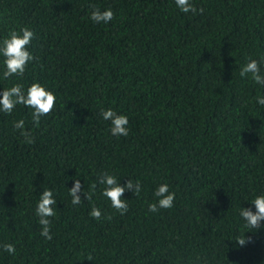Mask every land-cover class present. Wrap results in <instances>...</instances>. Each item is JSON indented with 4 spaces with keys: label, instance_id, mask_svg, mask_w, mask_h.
I'll use <instances>...</instances> for the list:
<instances>
[{
    "label": "trees",
    "instance_id": "obj_1",
    "mask_svg": "<svg viewBox=\"0 0 264 264\" xmlns=\"http://www.w3.org/2000/svg\"><path fill=\"white\" fill-rule=\"evenodd\" d=\"M192 2L195 14L174 0H0V39L30 28L35 57L0 91L39 82L56 97L39 126L22 104L0 113V245L16 249L0 248V264H264V221L247 229L238 215L264 192V88L239 75L264 57V0ZM92 6L112 20L93 23ZM107 108L128 117L127 136L111 135ZM102 172L141 182L123 214ZM74 179L91 194L79 205ZM161 183L174 206L153 213ZM43 188L57 200L50 240L35 215Z\"/></svg>",
    "mask_w": 264,
    "mask_h": 264
},
{
    "label": "clouds",
    "instance_id": "obj_2",
    "mask_svg": "<svg viewBox=\"0 0 264 264\" xmlns=\"http://www.w3.org/2000/svg\"><path fill=\"white\" fill-rule=\"evenodd\" d=\"M176 8L182 13H196L197 9L192 0H174ZM114 16L111 8L101 10L92 6L89 18L96 24H107ZM34 37L33 31L28 27H22L17 30H11L8 35L0 39V79H6L13 76H22L27 65L34 60L33 54L29 51V45ZM264 57L260 59L246 58L243 65L239 67V75L241 78L253 81L256 85L264 88ZM255 102L264 106V94L255 96ZM56 100L55 95L44 85L39 82L31 83L25 88L20 83H13L9 88H3L0 91V113L11 114L17 105H24L31 113V120L34 125L39 126L41 118L50 113L54 107ZM101 117L105 121L110 122V133L112 136H127L129 129L128 117L120 114L112 108L102 109ZM25 122L23 119L13 121V127L20 129L21 134L25 137V142L33 143L34 140L30 133L24 131ZM99 184L104 185L101 195L106 198L111 206L123 214L128 210L127 199L122 198L126 191L132 192L134 196H138L142 191V184L139 180L135 183L131 179L126 184H121L117 176L109 172H102L98 178ZM95 187V183L93 184ZM81 193L86 199L91 198V194L82 189L80 179H74L71 188H68V194L71 197L73 205H79L82 202ZM155 202L149 203L148 208L151 212L156 213L160 209H170L174 206L175 192L170 191L167 183H161L156 186L153 191ZM35 207V215L38 217V223L41 226L40 235L50 240V217L55 215L57 200L54 197L51 188H43L38 196ZM250 204L253 207H240L238 215L243 221V226L247 229H257L261 227L264 221V192L254 195ZM89 215L99 219L102 215L101 210L95 206L90 209ZM238 244L244 245V239H238ZM3 251L10 255L15 254V246L12 243H4L0 245Z\"/></svg>",
    "mask_w": 264,
    "mask_h": 264
}]
</instances>
